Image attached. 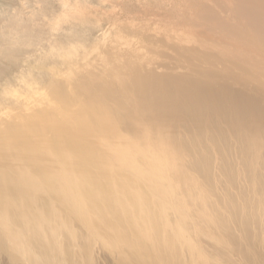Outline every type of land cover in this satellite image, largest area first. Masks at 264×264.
<instances>
[{"label": "bare ground", "instance_id": "obj_1", "mask_svg": "<svg viewBox=\"0 0 264 264\" xmlns=\"http://www.w3.org/2000/svg\"><path fill=\"white\" fill-rule=\"evenodd\" d=\"M232 7L240 30L203 18L210 36L242 48L225 51V75L248 70L252 80L237 81L253 95L213 74L145 71L132 96L116 87L92 121L102 137L118 121L131 162L107 141L104 154L58 138L54 159L24 161L22 140L14 151L0 141V224L13 241L0 236L2 264H264V0ZM196 41L180 48L221 56Z\"/></svg>", "mask_w": 264, "mask_h": 264}, {"label": "rangeland", "instance_id": "obj_2", "mask_svg": "<svg viewBox=\"0 0 264 264\" xmlns=\"http://www.w3.org/2000/svg\"><path fill=\"white\" fill-rule=\"evenodd\" d=\"M209 11L240 30L232 0H0L1 143L14 151L22 140L18 160L34 154L46 160L57 156L55 140L73 136L93 142L104 154L107 141L122 148L128 162L135 161L130 145L117 134L116 119L107 123L104 138L92 121L101 119L116 87L132 96L145 71L191 73L201 79L213 74L253 95L237 81H251L248 70L229 68L233 77L225 75V51L242 48L229 35H209L211 25L203 18ZM201 38L221 56L180 48L195 47ZM245 51L251 57L261 52ZM164 64L179 68L165 69ZM8 231L0 224L1 238L13 244Z\"/></svg>", "mask_w": 264, "mask_h": 264}]
</instances>
